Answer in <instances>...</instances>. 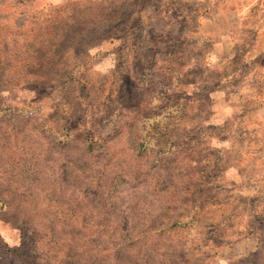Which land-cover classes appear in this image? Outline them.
Masks as SVG:
<instances>
[{
    "label": "clouds",
    "instance_id": "1",
    "mask_svg": "<svg viewBox=\"0 0 264 264\" xmlns=\"http://www.w3.org/2000/svg\"><path fill=\"white\" fill-rule=\"evenodd\" d=\"M0 264H264V0H0Z\"/></svg>",
    "mask_w": 264,
    "mask_h": 264
}]
</instances>
